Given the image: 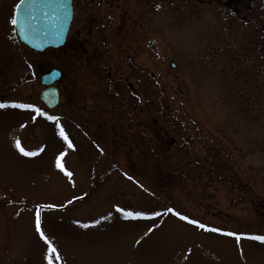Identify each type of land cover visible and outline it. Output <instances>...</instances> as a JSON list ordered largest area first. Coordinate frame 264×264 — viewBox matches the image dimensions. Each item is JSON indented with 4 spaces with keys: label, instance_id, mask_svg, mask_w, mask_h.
<instances>
[{
    "label": "rangeland",
    "instance_id": "obj_1",
    "mask_svg": "<svg viewBox=\"0 0 264 264\" xmlns=\"http://www.w3.org/2000/svg\"><path fill=\"white\" fill-rule=\"evenodd\" d=\"M210 1L75 0L70 35L90 30L99 49L91 63L78 50L67 62L9 46L0 65V264H48L37 213L61 257L53 264H264V242L252 238L264 235V0L235 9ZM118 64L134 95L124 79L114 89L105 80ZM56 65L61 99L47 109L41 74ZM13 103L59 117L73 147L57 121ZM16 140L37 155L24 156ZM61 151L71 177L55 166ZM116 206L149 215L126 218ZM168 208L221 231L150 216Z\"/></svg>",
    "mask_w": 264,
    "mask_h": 264
},
{
    "label": "water",
    "instance_id": "obj_2",
    "mask_svg": "<svg viewBox=\"0 0 264 264\" xmlns=\"http://www.w3.org/2000/svg\"><path fill=\"white\" fill-rule=\"evenodd\" d=\"M20 3V2H19ZM73 15L72 0H25L15 18L20 39L30 47L43 50L61 46L66 38ZM53 74L43 76V83H53ZM49 107L58 103V90L48 87L41 96Z\"/></svg>",
    "mask_w": 264,
    "mask_h": 264
},
{
    "label": "flooded vegetation",
    "instance_id": "obj_3",
    "mask_svg": "<svg viewBox=\"0 0 264 264\" xmlns=\"http://www.w3.org/2000/svg\"><path fill=\"white\" fill-rule=\"evenodd\" d=\"M19 1L20 0H0V25H2V23H3L2 15H3L4 11L8 7H10L9 12H8V16H7L5 21L8 23V25L11 29V30H9V33L5 34L3 28L0 27V65L5 64V61L9 60L6 58L7 55H9L8 53L6 54V52L11 47V44H13V45L18 44L19 48H21V44L25 45L19 39L17 31H16V27L12 23V19H13V17H15L16 5L18 4ZM104 1L105 0H98L99 5H102ZM224 1L229 3L231 8L235 9L236 4L242 3L243 0H224ZM255 5L257 6V3H255ZM6 6H7V8H6ZM246 8L252 9L253 8L252 3H250V2L247 3L246 6L244 7V11H246ZM254 8H256V7L254 6ZM77 18H78V14L76 16L75 0H73V18H72L68 33L66 35L65 41L61 46H59V47L50 46V47H48L42 51H36V50L31 49L30 47H28L26 45L25 46L27 48L33 50L35 53L40 54V55H43V54L45 55V53L50 51L49 57L51 59L56 57V60H58L62 55L63 57L66 58V60L68 62V61H70L72 52L73 51L76 52V50H78L80 52V58L85 57L89 61V63H91L93 60H97L96 54L94 52H96V50H99V49L96 46L92 47L93 44L91 42V37H90L91 32L89 29L85 30L84 27H78V28H76V30H74L73 34L70 35L72 25L76 22ZM244 18H246V16ZM80 20L83 21V19L81 17L78 19V21L80 22ZM97 30L98 29H96L95 34L99 35V31H97ZM6 47H7V49H5ZM58 52H59V54L55 55ZM46 61L48 62V60H46ZM120 68H121V64H118L116 66L117 78H114L113 71L110 70L109 68H107L108 74L105 75V80L110 81L111 83H110L109 87H111V89H114V85L112 83H114V82L118 83L119 81H122L124 79L125 82L127 83V87L129 89H131V91H130L131 94L134 95V93H135L134 89L132 87L131 82H129L130 77L128 75H124L123 71H121L122 73H119V71L121 70ZM98 69H99V67H97V68L91 67V72L93 74H95V76L99 75ZM55 71L58 72V79L55 81L54 85L59 89V95H60V99H61V88H62L61 84L65 78L64 70L56 65V66L52 67L50 70L43 72L41 74V77L45 74L52 73ZM111 107H113V106H111Z\"/></svg>",
    "mask_w": 264,
    "mask_h": 264
},
{
    "label": "snow or ice",
    "instance_id": "obj_4",
    "mask_svg": "<svg viewBox=\"0 0 264 264\" xmlns=\"http://www.w3.org/2000/svg\"><path fill=\"white\" fill-rule=\"evenodd\" d=\"M24 4H25V0H20V3L16 5V8L20 9V8L24 7ZM12 23L14 25L17 23V20L15 17H13ZM11 106L15 107V108H21V109H32L38 115L47 116L48 120L57 121V128L59 129V136L67 143V146L69 149H71L73 147V144H72L71 140L69 139L68 134L65 132L64 128L58 122L59 117L48 115L46 112L41 111V109L34 104L13 103ZM5 107H7V105L0 104V108H5ZM33 119H35V117H33ZM15 146L20 151V153H22L24 156L32 157V156L37 155V152L27 151V150H25V148L21 147V142L19 140L15 141ZM65 155H66V153L64 151H61L57 155L56 160H55V166L61 172H64L65 175L71 177L72 173L66 169L64 163L62 162L63 157H65ZM69 203H71V201H69ZM46 207H56V205H47ZM116 210L120 213H123V215L126 218H133V219L146 218L149 215V213H146L145 211H125L124 208L119 207V206H116ZM168 214H174L177 217H179V219H181L183 221H187L188 223H190V224H192V225H194L200 229H207L209 231H214V232H220L221 231V229H219V228H208L207 225L200 223L198 220L190 219L188 216L182 215L180 212L174 211V209H172V208L166 209V211L164 213H160V212H157L154 210H150V216L151 217H159L161 215H168ZM84 226L88 227V225H84ZM35 227H36V231L40 235L41 239H43L48 245V255L46 256V259L48 260V264H53V255H55V260L59 261L61 259V257L57 252V248L53 245V242L51 240H49V238L45 235V232L43 231L42 226H41V220H40L39 213H37V215H36ZM151 230L152 229H149V231H151ZM225 234L230 235V236H236V233H231V232L225 233ZM252 238L255 240L264 242V235H257V236H254ZM237 239H239L238 236H237ZM137 243H139V242H137Z\"/></svg>",
    "mask_w": 264,
    "mask_h": 264
}]
</instances>
